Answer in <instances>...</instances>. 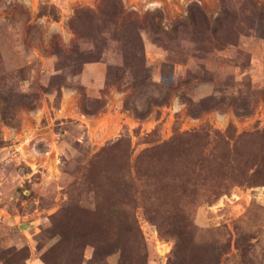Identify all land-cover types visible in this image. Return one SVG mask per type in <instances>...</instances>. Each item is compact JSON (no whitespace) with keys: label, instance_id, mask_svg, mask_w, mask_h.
<instances>
[{"label":"rangeland","instance_id":"374dc122","mask_svg":"<svg viewBox=\"0 0 264 264\" xmlns=\"http://www.w3.org/2000/svg\"><path fill=\"white\" fill-rule=\"evenodd\" d=\"M0 264H264V0H0Z\"/></svg>","mask_w":264,"mask_h":264},{"label":"built area","instance_id":"2783aa9c","mask_svg":"<svg viewBox=\"0 0 264 264\" xmlns=\"http://www.w3.org/2000/svg\"><path fill=\"white\" fill-rule=\"evenodd\" d=\"M155 243H156V248L158 249V252H160L161 254L168 253L171 248L168 242H165L157 237H155Z\"/></svg>","mask_w":264,"mask_h":264},{"label":"trees","instance_id":"16d2710c","mask_svg":"<svg viewBox=\"0 0 264 264\" xmlns=\"http://www.w3.org/2000/svg\"><path fill=\"white\" fill-rule=\"evenodd\" d=\"M92 61V59H86V60H84L83 62L84 63H88V62H91ZM254 133H257V132H254ZM241 139H242V137H241ZM235 152V158L233 157V161H238L239 162V160L237 159V156L238 157H241V158H246V156H244V155H242V154H238V153H236V152H238V151H234ZM237 166H239V164H237ZM232 170V169H231ZM231 170H229V171H231ZM234 171L238 174V173H240V170H238V169H234ZM212 193V192H211ZM216 196L217 195V192H214V193H212L211 194V196Z\"/></svg>","mask_w":264,"mask_h":264}]
</instances>
